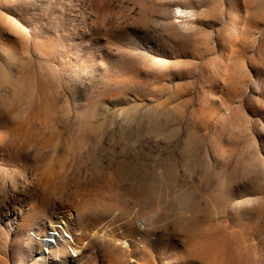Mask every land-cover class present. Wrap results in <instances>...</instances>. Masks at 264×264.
<instances>
[{"label":"rangeland","instance_id":"rangeland-1","mask_svg":"<svg viewBox=\"0 0 264 264\" xmlns=\"http://www.w3.org/2000/svg\"><path fill=\"white\" fill-rule=\"evenodd\" d=\"M0 264H264V0H0Z\"/></svg>","mask_w":264,"mask_h":264},{"label":"bare ground","instance_id":"bare-ground-1","mask_svg":"<svg viewBox=\"0 0 264 264\" xmlns=\"http://www.w3.org/2000/svg\"><path fill=\"white\" fill-rule=\"evenodd\" d=\"M175 15L180 18V17H182L184 15L185 16L189 15V12L186 9H183V8L177 6L175 8ZM66 222H67V220L63 222L65 228L60 226V225L56 226L55 223H52L51 224L52 231L47 233V236H45V238H43V239L46 242L53 243L56 246V250H59V248L63 247L62 244L60 243L61 242L60 237L62 238V235H60L59 232L63 231V233L66 235L67 239L69 240V243H68V241H66V245L69 247L71 252L74 253V255H72V256L76 257L80 253V249L77 248V247L75 248V243H74L72 237L69 234L70 232L68 233V231H70V229H69V227H68ZM51 249H53V248H51ZM59 252H61V251L59 250Z\"/></svg>","mask_w":264,"mask_h":264}]
</instances>
